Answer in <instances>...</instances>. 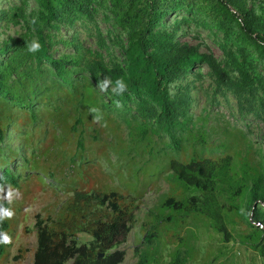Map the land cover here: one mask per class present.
<instances>
[{"label": "trees", "instance_id": "1", "mask_svg": "<svg viewBox=\"0 0 264 264\" xmlns=\"http://www.w3.org/2000/svg\"><path fill=\"white\" fill-rule=\"evenodd\" d=\"M34 1L35 8H30L29 0H20L19 4L0 11V27L14 25L23 30L18 38L10 37L0 44V106L30 113L34 127L42 122L44 110L61 111L60 93L69 91L82 96L89 84L99 94L105 113L121 120L139 121L147 130L154 128L167 133L179 152L181 145L175 131L186 129L190 122V117L185 116H189L192 99L188 87H179L177 95L171 87L191 75L202 78L203 67L209 69L216 93L235 98L242 118L264 121V0L259 11L249 7L250 0ZM101 13L105 20L114 22L116 34L109 39L99 28L97 17ZM172 16L175 20L167 24ZM189 23L222 36L223 61L213 54L202 53L199 47L178 41L179 31ZM76 26L95 29L97 50L84 46ZM65 29H74V34L64 35ZM32 41L40 45L35 53L28 51ZM69 48L71 52L66 51ZM113 48L121 51L123 59L112 52ZM105 78L109 82L107 91H101L97 85ZM117 80L127 85L123 94H116ZM5 119L10 120L7 127L3 125ZM12 124L19 130L27 125H20L0 109V163L12 160L7 134ZM77 124H82L80 118ZM79 133L83 147L84 132ZM207 151L212 152L203 148L188 163L171 161L178 183L193 193L186 200L167 199L162 210L184 216L195 212L208 214L213 212L212 196L220 191L231 193L232 201L241 196L246 204L239 214L251 228L246 240L264 258V230L255 224L264 222V206H260L264 204V175L252 176L243 191L244 187L233 184L231 156L204 157ZM18 180L17 172L7 166L0 173L3 188L18 185ZM101 204H108L113 218L97 222L90 245L81 244L73 233L38 222L34 264H121L126 254L118 248L131 231L134 211L122 207L115 193L104 196ZM6 209L8 203L0 201V259L7 248L4 234L10 227L3 217ZM149 215L154 217L153 213ZM156 217L159 219L154 217L155 220L146 222V243L154 242L161 231V217ZM213 227L227 237L226 227L218 219ZM179 257L174 254L170 264H186ZM138 264H151V258L146 255Z\"/></svg>", "mask_w": 264, "mask_h": 264}, {"label": "rangeland", "instance_id": "2", "mask_svg": "<svg viewBox=\"0 0 264 264\" xmlns=\"http://www.w3.org/2000/svg\"><path fill=\"white\" fill-rule=\"evenodd\" d=\"M262 2L250 0L249 7L259 11ZM15 3L19 4L20 0H1L0 11ZM29 3L30 8H35L34 0ZM97 18L104 37H113L114 22L105 20L102 13ZM175 18H169L167 24ZM76 28L84 46L97 50L95 29ZM74 31L65 29L62 33L72 35ZM22 32L14 25L0 27V44L10 37L18 38ZM177 39L181 44L199 47L202 53L215 55L219 61L224 60L220 48L222 36H215L209 28L186 24ZM112 52L123 59L118 48ZM201 70L202 78L191 75L171 87L176 95L179 87H188L192 99L189 116H185L190 117V122L186 129L175 131L181 145L179 152L173 148L167 133L154 128L147 130L139 121L121 120L105 113L99 94L89 84L82 96L69 91L60 93L61 111L44 110L42 122L36 127L30 113L0 106L20 125L27 123L22 130L14 129L15 124L10 126L7 134L12 160L0 163V173L7 166L19 175L18 185H10L11 189L6 185L0 192V201H6L12 212L10 218L3 213L10 226L5 234L11 243H7L0 264H34L38 222L73 233L81 244L90 245L97 222L113 218L108 204H101L104 196L113 193L118 195L122 207L132 209L135 216L130 233L118 248L126 254L121 264H138L146 255L151 258V264H170L177 253L186 264H264V258L246 240L251 228L239 214L246 204L241 196L232 201L231 193L216 191L212 196L213 212L208 214L195 212L184 216L162 210L167 199L186 200L193 193L178 183L171 161L188 163L203 148L212 151L205 152L204 157L231 156L233 184L244 187L243 191L252 176L264 175V121L242 118L235 98L216 93L209 69ZM181 93H186L185 89ZM105 101H108L106 96ZM92 108L98 109V113L91 112ZM97 115L98 121L94 120ZM78 118L81 125L77 124ZM9 123L5 119L4 127ZM80 131L84 132L83 147L79 143ZM9 191H12L11 202L2 198ZM150 213L156 219L160 215L161 231L154 242L146 243V222L155 220ZM169 217L173 220H167ZM215 219L224 224L227 237L213 227ZM255 224L264 230L263 221Z\"/></svg>", "mask_w": 264, "mask_h": 264}, {"label": "clouds", "instance_id": "3", "mask_svg": "<svg viewBox=\"0 0 264 264\" xmlns=\"http://www.w3.org/2000/svg\"><path fill=\"white\" fill-rule=\"evenodd\" d=\"M40 45L38 42L36 41H32L31 43L28 44V51L31 53H35L39 50ZM108 80L107 78H105L103 81H100L97 85L98 88H100L101 91H107V84H108ZM117 85V91L116 94H123V92H125L127 90V85L124 83L123 80H117L116 82ZM117 106H119V104L117 103ZM91 112L93 113H98V109L96 108H92L90 109ZM100 119V117L97 115L96 117H94V120L98 121ZM106 126V124L104 125ZM11 189V186H8ZM0 192H3V186L0 185ZM11 197H12V191H9L6 196L2 197L3 199H7L9 200V202H11ZM5 215L7 217H11L12 216V212L10 209H6L5 210ZM3 243L7 244V243H11V238L9 236H7L6 234L4 235V239H3Z\"/></svg>", "mask_w": 264, "mask_h": 264}, {"label": "water", "instance_id": "4", "mask_svg": "<svg viewBox=\"0 0 264 264\" xmlns=\"http://www.w3.org/2000/svg\"><path fill=\"white\" fill-rule=\"evenodd\" d=\"M103 256V255H102Z\"/></svg>", "mask_w": 264, "mask_h": 264}]
</instances>
